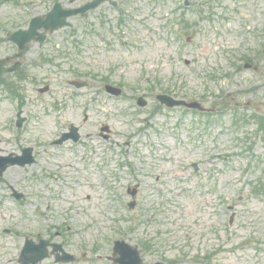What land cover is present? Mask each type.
Masks as SVG:
<instances>
[{"label":"rangeland","instance_id":"obj_1","mask_svg":"<svg viewBox=\"0 0 264 264\" xmlns=\"http://www.w3.org/2000/svg\"><path fill=\"white\" fill-rule=\"evenodd\" d=\"M42 1L37 0L30 11H44ZM62 2L65 3V0ZM143 3L142 21H128V29L120 37L122 41H130L129 45L113 38L108 28L98 26V35L95 36L86 37L82 31L78 32L76 38L81 39L82 44L71 49L75 57L70 62L68 60L64 67L72 65L73 69L80 71L78 79L87 80V87L77 90L69 84L78 76L72 71H61L48 79L47 75H43L45 68L34 65L35 81L26 83L25 93L28 96L25 105H20L21 99L6 98L0 90V137L4 141H10L9 137H19L24 142L41 141V138L58 135L72 122L82 125L86 133L104 120L112 125L114 138L121 142L120 146L115 145V152L127 153L135 168L146 170L149 175L147 183L155 186L156 190L153 202L148 199V204L152 206L141 211V215L154 212L153 222L139 220L140 215L136 222L123 221L121 216L129 214L124 208L118 216L103 211L90 224V235L99 238L100 252L109 253L110 239L118 236L138 243L145 250L148 261L157 259L163 264H172L171 261L176 259H182L179 264H264V199L251 191L252 181L260 178L264 182V134L254 138L257 145L251 152L244 148L249 144L245 135L246 131H255V126L239 130L229 109L220 113L221 118L217 122H221L213 128L212 134L200 127L202 123L195 113L181 107L171 111L160 108L161 112L153 118L147 116L159 104L156 95L160 92L187 100L204 96V105L212 107L219 102L225 88L235 97L239 93L241 97L236 101L240 103L252 99L264 107V0H195L194 10L186 9L190 25L182 27L181 23L179 31L176 30V18L185 9L183 0H143ZM176 9L178 13H174ZM17 11L13 3L6 0L0 2V37H3L0 56L14 52L7 38L8 33L1 25L6 22L3 19ZM208 12H212L210 19L206 16ZM99 17L97 10L89 18L97 24ZM18 20L21 21L20 18ZM189 35L193 37L190 43L186 41ZM67 46L74 48L71 44ZM240 55L252 56L260 65V70L234 72L230 69L227 71L234 75L225 79L209 76L211 69L208 66L222 73L229 69V61ZM185 59H191L193 64L187 65ZM102 76H107L111 82L123 83L125 95L113 97L104 92ZM38 78L42 80L37 81ZM47 81L50 92H40L39 87H44ZM138 95H144L149 100L147 107L135 109ZM20 107L29 116L23 128H18L14 122ZM62 109V117L48 115L51 110L60 115ZM85 113L91 116L87 123L83 119ZM148 118L145 122L144 119ZM192 128L194 134L191 133ZM198 144L206 145L207 149L199 150ZM154 152L158 153L157 158L153 156ZM55 153L50 165L44 161L52 174L49 176L46 172L41 175L39 171L42 178L35 179L33 185L41 187L40 183L49 182L68 185V181L76 175L73 168L80 156L69 149ZM254 156L259 159L250 160ZM154 162H157V167ZM194 162L199 163L198 171H195ZM28 170L24 176L32 177V170L36 174V168ZM58 170L66 178H60L59 174L56 175L59 179L53 178V173ZM93 170L96 171L95 164ZM125 170L128 171L127 168ZM153 172L162 176L158 185H155ZM94 174L93 183L96 186L99 175L96 174V178ZM208 175L214 177L208 179ZM10 176L21 180L23 174L15 171ZM73 190L76 189L65 188L63 197L73 199ZM92 192L98 200L102 190L93 189ZM148 193L153 194V191L143 192V200ZM93 202H96L95 199ZM228 205L235 207L229 211ZM91 210L96 213L94 206ZM0 213V226L13 227L15 232L26 229L23 223L26 215L21 214L19 209L6 205L0 208ZM87 220L88 216H85L77 227L87 228ZM83 231L81 236L87 235L85 228ZM7 241L0 238L3 261L11 258L8 252L17 250ZM85 242L90 245L93 240Z\"/></svg>","mask_w":264,"mask_h":264},{"label":"flooded vegetation","instance_id":"obj_2","mask_svg":"<svg viewBox=\"0 0 264 264\" xmlns=\"http://www.w3.org/2000/svg\"><path fill=\"white\" fill-rule=\"evenodd\" d=\"M11 147H12V150L6 152V154H8V153H19L20 152L19 151L20 147H19V143L18 142L12 141L11 142ZM34 155L36 157V160L33 163V165H31V167H34L35 165H40L41 164L40 155H42L44 157V159L47 158L46 155L38 154L37 151H35V150H34ZM80 186H82V184H80ZM26 194L27 193H25V197H26ZM30 195H31L32 200H34L36 206H40L41 205V206H47V207L50 208L52 206H58L60 204V199H57L58 193H57V191L55 189H53V187L51 185L48 186V188H46V186H42L41 190H37V191L33 190L30 193ZM88 198H91V196H88ZM72 203L73 202H71V201L69 202V204H72ZM55 228H56V231H55L56 236L55 237H52V235H50V234H47L45 237H43V236H39V237L33 236L34 242L38 243L41 238H45V239L49 240L50 242H56V243L60 242V244L62 243L63 246H65V247L70 245V244L67 243V238H66V235H65L61 225H57ZM69 229H70V226H69ZM46 232L48 233V230H46ZM41 234L42 233H39V235H41ZM58 237H60L59 240H57ZM66 249H67V247H66ZM53 250H54V248L51 245L50 246V251L52 252ZM68 250L70 252L73 251L72 248H68ZM56 254H57V252H54L53 254H51V257L52 256L56 257Z\"/></svg>","mask_w":264,"mask_h":264}]
</instances>
